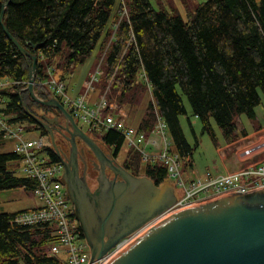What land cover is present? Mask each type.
I'll use <instances>...</instances> for the list:
<instances>
[{
  "label": "trees",
  "instance_id": "obj_1",
  "mask_svg": "<svg viewBox=\"0 0 264 264\" xmlns=\"http://www.w3.org/2000/svg\"><path fill=\"white\" fill-rule=\"evenodd\" d=\"M183 3L185 18L167 10L162 0L155 4L122 0L123 16L113 11L116 0H0V12L3 9L2 23L11 35L36 56L34 79L45 76L48 64L61 71L57 77L63 80V73H72L97 44L102 52L108 46L99 79L107 83L114 74L110 83L113 94L119 91L116 105L137 107L145 101L135 128L149 133L157 114L166 124L174 150L181 157H191L193 148L180 124L184 117L192 126L184 99L190 116L214 143L212 124L227 145L247 135L245 129H238L240 115L255 121L254 108L264 98V0H205L192 9ZM117 20L113 32L109 23ZM30 65L31 60L14 47L0 26V77L27 81ZM33 89L41 99L52 97L44 87ZM146 92L150 100L144 99ZM105 96L108 102L114 101L113 95ZM0 100V112L10 116L11 122L26 123L47 134L26 111L35 115L36 108H50L35 102L28 91L0 90ZM93 133L113 157L119 155L124 139L118 131ZM3 139L0 132V148ZM48 152L52 161H58L53 150ZM17 159L12 150L0 151V190L28 191L35 186L33 180L11 171L9 164ZM121 165L138 176L136 152L128 150ZM142 175L156 185L167 180L166 167L159 161L149 162ZM20 211L0 212V264H59L51 253L58 244L54 225L10 223ZM78 231L82 237L79 226Z\"/></svg>",
  "mask_w": 264,
  "mask_h": 264
},
{
  "label": "water",
  "instance_id": "obj_2",
  "mask_svg": "<svg viewBox=\"0 0 264 264\" xmlns=\"http://www.w3.org/2000/svg\"><path fill=\"white\" fill-rule=\"evenodd\" d=\"M7 5L3 4L2 7ZM0 26L23 55L31 60L27 91L39 105L53 108L64 119L27 114L49 136L59 158L52 124L69 133V163L60 181L73 207L82 237L89 249L90 264L97 261L121 238L165 213L175 202L173 185H156L146 176H136L104 154L100 146L75 122L55 97L40 99L33 92L36 56L26 51L2 23ZM75 137L80 138L100 164L96 188L91 191L78 175ZM109 167L120 180L108 179ZM105 264H264V188L229 194L192 205L159 218Z\"/></svg>",
  "mask_w": 264,
  "mask_h": 264
},
{
  "label": "built area",
  "instance_id": "obj_3",
  "mask_svg": "<svg viewBox=\"0 0 264 264\" xmlns=\"http://www.w3.org/2000/svg\"><path fill=\"white\" fill-rule=\"evenodd\" d=\"M118 1L120 6L122 0ZM117 12L123 16L126 10L124 6L121 9L118 7ZM116 26V24L113 25L114 30ZM54 71L53 66L45 65V76L36 78L35 85L46 88L52 97H59L58 100L71 110L74 120L82 122L91 133H102L106 130L118 131L123 136L124 144L138 153L140 169L143 170L149 162H161L166 167L167 179L173 187L176 186L179 189V195L175 194L174 204L165 213L121 238L97 261V264H105L108 259L164 215L220 196L248 193L264 188V158L250 162L251 158L249 163L242 164L240 167L225 173L206 171L201 176L183 178L180 166H185V164L191 166V157H181L174 150L166 124L157 114L149 133L133 128L122 120L123 111L116 103L106 100V93L101 94L95 103L90 104L86 101L87 93L92 88V83L97 81L100 70L89 74L85 82L87 86L85 94L77 95L75 98L67 96L64 81L58 79ZM27 84L28 80L17 82L8 77H0V90L17 87L18 92H21ZM35 96L37 95L35 94ZM10 118V116L7 117L0 112V132L4 138L15 140L12 151L18 159L12 163L20 164L21 177L35 182V186L30 190L41 202L38 206L14 214L10 223L19 226L54 225L58 244L51 247V253L57 256L59 264H90L89 249L79 234L78 223L73 215V207L66 195L65 187L60 181L61 163L52 161L48 152L51 149L48 135L39 134L36 139L24 138L22 134V131L25 130L22 126L23 123L11 122ZM146 145L153 149L146 151ZM263 147L264 143H258L243 148L239 157L254 156ZM153 150L155 152L151 153ZM11 171L14 172L12 169ZM190 173L195 175L193 169L190 170Z\"/></svg>",
  "mask_w": 264,
  "mask_h": 264
},
{
  "label": "rangeland",
  "instance_id": "obj_4",
  "mask_svg": "<svg viewBox=\"0 0 264 264\" xmlns=\"http://www.w3.org/2000/svg\"><path fill=\"white\" fill-rule=\"evenodd\" d=\"M171 1L173 2V4H171ZM171 1L169 4L163 2L165 4L166 9L175 14L180 15L182 18H185L186 17L185 7L181 5L179 0H171ZM183 1L185 2L187 9H192V7L196 3L203 2L205 0H183ZM150 2L152 4H155V0H150ZM118 7H119V1L116 0V4L114 6L113 11L114 12L118 11ZM118 21L119 20H117L116 23H112V22L109 23L111 25L110 28L113 27L114 24L117 25ZM111 38L112 35L110 39ZM107 47L108 46H106V48ZM105 50L102 52V50L99 48V45L97 44L93 52L85 59V61L77 65L78 66L77 71L74 70L77 67L75 66L73 68L72 73H66V72L63 73L65 76L63 78V81L66 85L65 90L69 98H75L77 97V95L85 94L87 86L83 84L84 78L88 75L90 71L91 73H93L96 70H100V75L98 76V79L100 78V76H102L103 74L102 72L104 70L102 58ZM54 72L56 77L59 72L61 73L60 70L58 71L56 69ZM113 75L114 74H112V77ZM112 77L107 83L105 82L103 83L101 79L99 80L97 79V81H94L92 83V88L87 93L86 101L89 102L90 104L95 103L98 101L101 94L106 93L107 95L110 94L113 95L112 98L114 100L113 102H116L117 100L115 99V95H117L119 91L114 92V94L112 93L111 83H110ZM35 84H36V79L33 78V88L34 86H37ZM23 91H27V86ZM143 97L145 100L151 99L150 94H148L147 92ZM184 104L187 113L190 117L192 126L191 127L188 126V123L184 117L180 118V124L184 136L187 142L190 144V146H192L193 151L191 155L192 165L188 166L187 164H185V166L184 165L180 166L181 174L183 178H187V176H201L206 171H210L212 173H225L240 167L242 164L249 163V160L251 158L253 159L254 157L257 156L264 157V147L261 148L259 151H257L254 156L252 155L251 157H244V158L239 157L243 148H248L251 145H255L258 143H264V98L263 97H261V103L254 108V112H255L254 123H252L245 115H240L237 119L238 129H245L247 131V135L240 136L235 141H233L232 143H228L227 145L224 139L222 138V135L218 127L212 124L216 136V143H214L211 140L210 136L206 132H203L201 130V126L197 121V119L190 116V108L185 99H184ZM144 105H145V101L137 107H132L128 103H123L119 107L120 110L123 111L122 120L127 125L134 128L138 122L141 112L144 109ZM41 109L36 108V111L40 113ZM75 122L85 133L89 134V136L93 138L95 142H97V144L104 152L109 151L102 143H100V140L96 136L97 134L95 135L94 133L92 134L90 131H88L87 127L82 122L78 120H75ZM22 126L25 128V130L22 131L24 138H28V139L38 138L39 131L34 129L33 126L30 127L26 123H23ZM195 141H197L196 145H194ZM14 145H15L14 139L4 138L3 145L1 146L0 151H10L14 148ZM151 148L152 147H150L149 145L145 146L146 151H150ZM128 150L136 152L134 149L127 147L124 144L119 155L116 157L117 162H119L120 164L122 163L123 157ZM154 152L155 151L153 150V152L151 153ZM19 165L20 164L12 163V162L9 164V168L14 170V174L16 176H21V173L19 171ZM191 169L194 170L195 175L190 173ZM142 174H143V170L139 169L138 175L142 176ZM90 182L94 184L93 181L90 180ZM174 192L177 196L179 195L178 187L176 186L174 187ZM40 204H41L40 200L31 190L27 191L20 187L0 190V212L16 211L24 208L38 206Z\"/></svg>",
  "mask_w": 264,
  "mask_h": 264
},
{
  "label": "flooded vegetation",
  "instance_id": "obj_5",
  "mask_svg": "<svg viewBox=\"0 0 264 264\" xmlns=\"http://www.w3.org/2000/svg\"><path fill=\"white\" fill-rule=\"evenodd\" d=\"M35 115L37 116L44 115L49 118L56 116L58 118L59 123L64 124V119L57 112V110L53 108H50V111L41 109V112L39 113L36 111ZM49 127L53 131L54 140L57 145L58 152H59V158L57 157V159L61 163L62 172H63L64 164L69 163L70 148H71L69 140H68L69 133L54 124H52ZM75 143H76V148H77L76 159H77L78 175L79 176L84 175L87 185L89 186L90 190L93 191L96 188L97 182L99 179V175L101 171L100 164L95 158V156L93 155V153L89 150V148L84 144V142L80 138L75 137ZM104 154L107 155L108 157L109 156L112 157L116 163L120 164L119 162H117L116 157H113L109 151L104 152ZM104 172L108 179L120 180L118 176H114L113 172L110 170L109 167L105 166ZM90 180L93 181L94 184L91 183Z\"/></svg>",
  "mask_w": 264,
  "mask_h": 264
},
{
  "label": "crops",
  "instance_id": "obj_6",
  "mask_svg": "<svg viewBox=\"0 0 264 264\" xmlns=\"http://www.w3.org/2000/svg\"><path fill=\"white\" fill-rule=\"evenodd\" d=\"M170 1H171V0H162V3L164 2V3H166V4H169ZM179 1H180L181 5L184 7V5H183V4H184V3H183V0H179ZM164 3H163V4H164ZM171 4H173L172 1H171ZM164 5H165V4H164ZM74 70L77 71V70H78V66H77ZM90 73H91V71L88 73L87 76H89ZM87 76L84 78V83H83L84 85H85L86 80L88 79ZM77 94H78V93H77ZM34 207H35V206H34ZM30 208H33V207H30ZM30 208H24V209H30ZM24 209H20V210H24ZM16 211H18V210H16ZM3 212H4V211H3ZM7 212H13V211H7Z\"/></svg>",
  "mask_w": 264,
  "mask_h": 264
}]
</instances>
